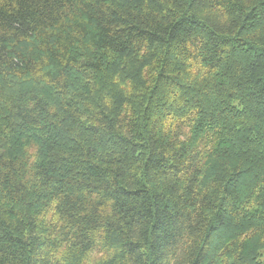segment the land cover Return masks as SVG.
I'll return each instance as SVG.
<instances>
[{
    "label": "trees",
    "instance_id": "1",
    "mask_svg": "<svg viewBox=\"0 0 264 264\" xmlns=\"http://www.w3.org/2000/svg\"><path fill=\"white\" fill-rule=\"evenodd\" d=\"M0 264H264V0H0Z\"/></svg>",
    "mask_w": 264,
    "mask_h": 264
}]
</instances>
